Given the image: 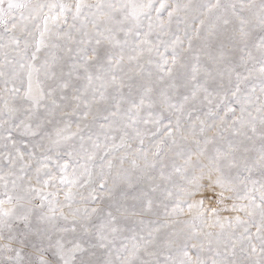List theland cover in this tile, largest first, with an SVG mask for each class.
Instances as JSON below:
<instances>
[{"label":"snow or ice","instance_id":"obj_1","mask_svg":"<svg viewBox=\"0 0 264 264\" xmlns=\"http://www.w3.org/2000/svg\"><path fill=\"white\" fill-rule=\"evenodd\" d=\"M0 264H264V0H0Z\"/></svg>","mask_w":264,"mask_h":264}]
</instances>
